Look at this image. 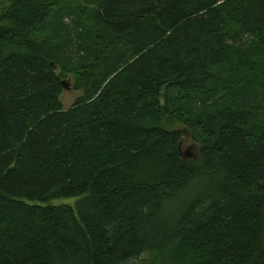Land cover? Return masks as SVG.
<instances>
[{
	"label": "trees",
	"instance_id": "16d2710c",
	"mask_svg": "<svg viewBox=\"0 0 264 264\" xmlns=\"http://www.w3.org/2000/svg\"><path fill=\"white\" fill-rule=\"evenodd\" d=\"M147 253L264 264V0H10L0 264Z\"/></svg>",
	"mask_w": 264,
	"mask_h": 264
},
{
	"label": "rangeland",
	"instance_id": "374dc122",
	"mask_svg": "<svg viewBox=\"0 0 264 264\" xmlns=\"http://www.w3.org/2000/svg\"><path fill=\"white\" fill-rule=\"evenodd\" d=\"M10 0H0V15L2 12L7 11L9 7ZM68 81V89L64 92L61 100L63 101L66 108L71 107L77 99H79L82 95L80 91L74 90V80L71 75H68L63 82ZM162 102L164 100L162 99ZM171 129H178L184 133L183 141H182V151L184 154H190V157L196 158L198 156V146L195 144L193 137L189 133L188 129L181 123L176 122L175 124L170 126ZM80 199H66L56 201L57 205H70L75 207ZM134 264H153V258L150 253L145 254L141 259L137 260Z\"/></svg>",
	"mask_w": 264,
	"mask_h": 264
},
{
	"label": "water",
	"instance_id": "95a60500",
	"mask_svg": "<svg viewBox=\"0 0 264 264\" xmlns=\"http://www.w3.org/2000/svg\"><path fill=\"white\" fill-rule=\"evenodd\" d=\"M63 87H64L65 90H67L68 89V83L67 82H63Z\"/></svg>",
	"mask_w": 264,
	"mask_h": 264
},
{
	"label": "bare ground",
	"instance_id": "6f19581e",
	"mask_svg": "<svg viewBox=\"0 0 264 264\" xmlns=\"http://www.w3.org/2000/svg\"><path fill=\"white\" fill-rule=\"evenodd\" d=\"M65 82H67V83L69 84V82H68V81H65Z\"/></svg>",
	"mask_w": 264,
	"mask_h": 264
}]
</instances>
